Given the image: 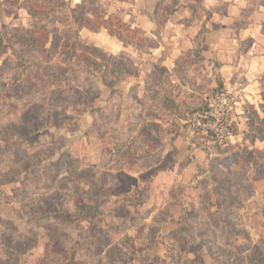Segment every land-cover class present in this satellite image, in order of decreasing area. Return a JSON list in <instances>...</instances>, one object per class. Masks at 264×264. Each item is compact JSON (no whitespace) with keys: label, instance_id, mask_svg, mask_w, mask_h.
<instances>
[{"label":"rangeland","instance_id":"obj_1","mask_svg":"<svg viewBox=\"0 0 264 264\" xmlns=\"http://www.w3.org/2000/svg\"><path fill=\"white\" fill-rule=\"evenodd\" d=\"M84 1L105 12L109 2ZM24 10L1 26H30ZM78 33L118 41L104 28ZM148 41L117 54L131 73L113 87L57 54L30 91L0 97V264H264V149L235 122L227 145L204 128L219 89L205 63L168 73L176 86L154 85L162 97L150 107L145 83L160 65ZM243 148L252 153L233 155Z\"/></svg>","mask_w":264,"mask_h":264},{"label":"crops","instance_id":"obj_2","mask_svg":"<svg viewBox=\"0 0 264 264\" xmlns=\"http://www.w3.org/2000/svg\"><path fill=\"white\" fill-rule=\"evenodd\" d=\"M81 1L75 0L70 6ZM21 11L25 12L24 7L0 0V26L18 25L14 14ZM106 13L141 28L155 43L148 56L172 76L180 57L187 55L192 65L197 63L193 62L195 56L204 58L199 63H205L220 77L222 85L217 87L239 95L232 119L240 131L246 127L244 107L252 106L261 115L264 0H109ZM92 44L114 55L126 50L113 39ZM212 82L217 84L216 80ZM247 143L264 149V140Z\"/></svg>","mask_w":264,"mask_h":264},{"label":"trees","instance_id":"obj_3","mask_svg":"<svg viewBox=\"0 0 264 264\" xmlns=\"http://www.w3.org/2000/svg\"><path fill=\"white\" fill-rule=\"evenodd\" d=\"M3 1L16 8H27L33 23L28 27L2 26L0 28V97L7 96L11 92L17 93L18 89L13 87H19L20 90L25 89V92L30 91L32 84L38 78L34 72L40 70L50 75V70L54 69L51 59L52 56L57 54L63 56L61 58L63 63H70L74 69L80 72L89 75H100L104 84L108 87H113L126 74L131 73V70H129L130 63L124 59L112 53H107L98 46L81 42L78 32L82 28L93 30L104 28L108 35L114 36L122 45H132L137 49H142L141 44L148 41L141 28L132 26L115 15L107 14L84 0L74 6L68 5L66 0H23L22 4H18V0ZM50 13L54 14V23L60 24L52 29L48 28L45 21L49 18ZM73 28L75 33L71 32ZM123 31H125L124 34ZM153 46L154 44L149 46L148 50ZM9 51H12L14 55L9 54ZM203 60L204 58L196 56L193 58V62H203ZM187 62H189L187 55L180 57L176 61V69L179 67L184 68L181 66H187ZM214 66H218V63L215 62ZM56 69L58 68L55 67ZM152 69L153 81L148 82L146 79L144 89L146 92L145 99L150 107L158 104L157 98L162 97V93H159L160 89L154 85H160L168 89L176 86V83L169 79L166 68L156 66ZM215 80L217 86L222 85L220 77L216 73ZM262 85L261 94L264 99V76ZM85 97L87 98L86 95ZM142 97H144V94ZM165 102L168 105H173L175 101L166 97ZM248 109L251 112V118H247L246 129L243 130V134L245 140L253 144L256 140H264V104L261 106V115L252 106H249ZM196 110L193 109L191 112ZM29 144L34 145L35 143L30 140L28 146ZM251 153L252 151L243 148L235 151L233 155L237 156L238 154L242 157H248ZM37 214L36 219H40L50 213L38 211ZM54 217H57L55 213ZM51 236L52 240L53 237H56Z\"/></svg>","mask_w":264,"mask_h":264},{"label":"built area","instance_id":"obj_4","mask_svg":"<svg viewBox=\"0 0 264 264\" xmlns=\"http://www.w3.org/2000/svg\"><path fill=\"white\" fill-rule=\"evenodd\" d=\"M238 99L239 95L233 90L218 89L214 94V104L210 103L209 107L202 111L204 128L209 130L213 139L223 141L226 145L238 136L229 132V126L234 122L232 113Z\"/></svg>","mask_w":264,"mask_h":264}]
</instances>
